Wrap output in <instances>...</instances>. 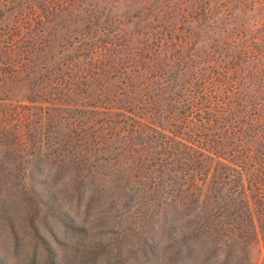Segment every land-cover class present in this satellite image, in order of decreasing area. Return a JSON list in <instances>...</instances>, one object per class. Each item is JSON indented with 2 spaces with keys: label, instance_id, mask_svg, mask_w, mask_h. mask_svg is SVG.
I'll return each instance as SVG.
<instances>
[{
  "label": "rangeland",
  "instance_id": "1",
  "mask_svg": "<svg viewBox=\"0 0 264 264\" xmlns=\"http://www.w3.org/2000/svg\"><path fill=\"white\" fill-rule=\"evenodd\" d=\"M0 27V264H106L114 234L128 256L107 264H177L161 209L192 178L171 243L201 225L224 231L223 213L245 211L243 188L260 220L242 242L264 264V0H0ZM17 58L34 73L12 68ZM245 120L242 153L221 138L222 153L206 152ZM184 153L214 166L183 176ZM151 237L156 255L138 247ZM199 250L185 262L212 264Z\"/></svg>",
  "mask_w": 264,
  "mask_h": 264
},
{
  "label": "trees",
  "instance_id": "2",
  "mask_svg": "<svg viewBox=\"0 0 264 264\" xmlns=\"http://www.w3.org/2000/svg\"><path fill=\"white\" fill-rule=\"evenodd\" d=\"M3 30L8 31V29H6V28H4ZM1 34H3V33L1 32ZM3 42L4 41H2V43ZM247 48H248V45H247ZM251 48H252V46H251ZM21 60H22V58H17L15 61H13L11 63L12 68H17V69L23 70L24 72H27L30 75H32L34 73V71L32 69H29V68L26 69L25 65H21V66H23V68H21V66L18 67V65L23 63V60H22V62H21ZM30 66L32 67V65H30ZM35 76L37 79L38 73H35L33 75V77H35ZM50 95L51 94H49L48 96L50 97ZM238 121L240 123H242L241 120H238ZM259 122L262 123V125L264 127V117H263V120L260 118ZM243 124L244 125L242 126V131L240 132L241 135L237 131H232V130L229 132L223 131V133L220 134V136L219 135L215 136L214 140L210 143V146H208L209 149H207L206 152L211 154V155H214L215 157H217L220 153H222L224 151V149L220 148V145H221L220 138H221L226 143L225 148L231 146V148L228 150L233 157H234V155H238L237 154L238 152H239V154L242 153L243 151L240 150L241 147H239L238 141L240 140V138L245 139L244 137H246V136L251 137V135H249V133H248L249 126H247L248 123L246 122V120L243 122ZM262 125L260 124L257 126L259 129H261ZM240 127L239 126L237 127L238 131L240 130ZM263 133H264V129H263ZM204 148H206V147L204 146ZM5 149H6V144L4 143L3 140H0V160L3 156L2 154L5 152ZM256 150H257V152L259 151L258 149H256ZM188 151H189V149L186 150V152H188ZM196 154L197 153H195L191 156L188 153H184L182 155L183 164H181L180 171L182 172L183 176L188 175L189 171H193V170H190L191 168L194 169V174L205 175L206 174V168H209L210 166H214V165H210L208 163V160H206L204 158L197 157L198 155H196ZM198 154H200V156H202L201 153H198ZM194 155H196V156H194ZM239 157H241V156H239ZM239 157L236 156V158H238V159H239ZM255 157H256V155L253 154V151H247V149L245 150L243 160L244 161L246 160L247 162L242 164V166H245L244 169L249 168V166H251L249 161ZM209 158H211V157H209ZM257 158H258V160L260 159L259 157H257ZM157 160H159V159H157ZM213 160H215V159H213ZM228 162H230V161H228ZM4 166L5 165L1 161L0 162V168H3ZM158 167H163V166L160 164V165H158ZM60 169L61 168L56 166V165L54 167H52V171H53V174L55 175V177L56 176H62L63 173H61L59 175ZM49 170H50V167L48 168V172H49ZM158 171H159V169H157V172ZM6 175H7V173H6ZM193 175H192V177H193ZM193 179L194 178H192L190 180L187 179L184 182L185 186H184L183 191H180V190L178 191V189H174L177 194L181 193L180 195L177 196L178 199L174 198V200H172L170 203H168L165 206V208L161 209L162 210V215H161L162 220H161V227H160L161 229H159V230H160L161 236L166 237V235H167V239H165V240H166V243L169 242L168 245L165 246L166 250L169 251V254L166 255L167 259L170 261L173 260V262L175 260L178 262L177 264H187L188 261H190V262L193 261L192 257H193V255H195V249H197L199 247L200 248L199 251H201L200 254L198 255L199 258L200 259H202V258L208 259L207 256L212 254V256H213V258H212L213 262H211L212 264H251L250 256H249L250 249L246 247V243L242 242V240L244 238H245V240L247 239V237L245 236V232L247 233V236L253 235L254 238H256L257 232H256V228H255V222L258 221V219L260 220V217L259 218L256 217L257 219L255 221L252 218L249 211L247 210V209H249V207H248V203L246 202V199L244 198V194H243L244 189L243 188H241L240 191L236 195L239 197L238 205L242 204L245 211H242V208H241V211H238V208H239V206H238L237 209L235 210V212L223 213L222 223H220V225L222 224V226H224V231L217 230L216 228L218 226L214 227L212 229V231H208L207 229H204L205 227L203 225H201L200 227H198L196 229H191L188 234L186 233L185 235H181V236L177 237V239H175V241L173 243H171L172 239H171L170 232L173 229H170V226L172 227L173 224L176 225L180 221H182L184 218L188 217V213H189V210L191 208V203L189 201H187L186 199H184L187 196L183 195V192L185 190H187V188L191 187V184H193V182H194ZM82 188H84V186L81 187V182H78L75 184V187H70L69 189H67V190H70L71 192H74V196L76 197V199L75 198H72V199H75L77 204H78L79 198L83 196V189ZM215 191L218 192L221 196L223 194H226V191L223 190V187L215 188ZM93 196H96V191H93V193L89 196L91 200H93V198H91ZM255 205L258 208V206H259L258 202L255 201ZM259 209H260V207H259ZM217 210L218 209H216V211ZM231 213L233 214V216H231ZM202 217L207 218V215L203 214ZM64 223L66 225V222H64ZM242 223H243V227H242ZM71 228H73V227L71 226ZM65 229H67V227ZM78 229H80V230L78 231ZM81 230L82 229L79 227H76V229L74 227V229H71V232H80ZM154 231H156V230L151 229L149 231V234H151ZM262 231H264V230H262ZM157 233H158V230H157ZM221 237H224V239H223V241H221V245H220L219 240L221 239ZM122 239H123L122 235L118 236V235L114 234L112 236V241H111V243H109L108 247H106L105 244L102 245L101 257L104 260L103 263L107 264V263H110L112 261V260H110L111 254H114V255H116V257H119V258L121 256H123L124 254L126 256H128L127 251L122 253L123 248L120 247L123 245V242H124V240H122ZM161 240H163V239H161ZM165 240H163V241H165ZM201 240H203V242H206L207 244L199 242ZM153 243H154L153 237H151L149 240L146 238L145 240H143L142 244L138 245V247H143L144 254H145V249H146V251H150L153 249L152 248ZM211 244H215V245H211ZM210 247H213V248H210ZM119 250H120V254H119ZM152 252H153V250H152ZM142 254L143 253H141V255ZM149 254H150V252H149ZM153 254H155V253L153 252L150 255H153ZM218 256H221V257L216 259V257H218ZM92 258L96 259L97 253H95V255H93V257H91L90 259H92ZM142 258L147 263L150 262V260L147 259V258H149V256H144ZM185 261H187V262H185ZM248 261H250V262L248 263ZM164 262L166 264H169V262H167V260H165V259H164ZM204 263H208V262L204 261ZM188 264H193V263H188ZM202 264H203V262H202Z\"/></svg>",
  "mask_w": 264,
  "mask_h": 264
}]
</instances>
